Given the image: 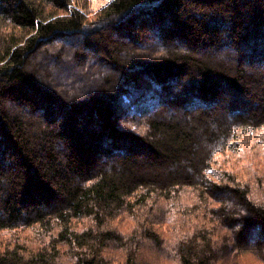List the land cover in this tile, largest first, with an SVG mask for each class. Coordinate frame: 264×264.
Returning a JSON list of instances; mask_svg holds the SVG:
<instances>
[{
  "label": "trees",
  "instance_id": "16d2710c",
  "mask_svg": "<svg viewBox=\"0 0 264 264\" xmlns=\"http://www.w3.org/2000/svg\"><path fill=\"white\" fill-rule=\"evenodd\" d=\"M97 12L0 0V264H246L264 168L215 155L264 148V0Z\"/></svg>",
  "mask_w": 264,
  "mask_h": 264
},
{
  "label": "rangeland",
  "instance_id": "374dc122",
  "mask_svg": "<svg viewBox=\"0 0 264 264\" xmlns=\"http://www.w3.org/2000/svg\"><path fill=\"white\" fill-rule=\"evenodd\" d=\"M111 0H73V5L79 8H82L84 11L88 13L90 17H96L95 15L98 13L97 11L100 10L104 5H106L108 2ZM91 27V25L89 26ZM88 51V50H87ZM129 128L131 127L130 124L128 126ZM254 135L252 136V133H249L247 135H244L238 139L237 142L233 140L234 143H241L242 145L240 146L239 144H230L232 145L231 148H229L228 151L222 154V152H216L215 158L218 160H223L224 158L227 157H232L234 156L235 158H240L242 159L240 162L243 166L246 168L248 167H254L256 169L258 168H264V148H259L256 149L255 151L247 149V147L250 146V143L254 142ZM261 139L264 138V135L261 134ZM229 144V145H230ZM260 150V151H258ZM258 151V155L254 157V153ZM257 158L258 163L255 162L254 160ZM263 164V165H262ZM219 165L218 163H214V168H218ZM221 168V167H220ZM114 223L117 224V226L121 229H128L130 228V222L128 219H122L119 218L118 220L114 221ZM172 221L163 223L160 225V230L163 231V234L166 238L165 241V248L168 251V248L170 247V243L175 239L182 231V225H178L179 223H184V218H181L178 222L175 224H171ZM171 227H169V225ZM178 225V228H177ZM12 231H2V238H7L8 236L12 235ZM1 238V237H0ZM6 239H2V242L5 241ZM3 245V244H2ZM151 251V250H149ZM145 254H149V252H145ZM158 254V259H155L156 261L153 262L152 264H174V261L171 257L165 258V255H163L162 252L157 250ZM150 258L154 259L151 255H149ZM244 261L246 264H264V252H255V250H252V252H246L244 253Z\"/></svg>",
  "mask_w": 264,
  "mask_h": 264
}]
</instances>
